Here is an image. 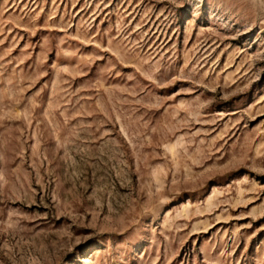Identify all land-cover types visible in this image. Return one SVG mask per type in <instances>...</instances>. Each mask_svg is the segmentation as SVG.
<instances>
[{
    "label": "rangeland",
    "instance_id": "rangeland-1",
    "mask_svg": "<svg viewBox=\"0 0 264 264\" xmlns=\"http://www.w3.org/2000/svg\"><path fill=\"white\" fill-rule=\"evenodd\" d=\"M0 264H264V0H0Z\"/></svg>",
    "mask_w": 264,
    "mask_h": 264
}]
</instances>
